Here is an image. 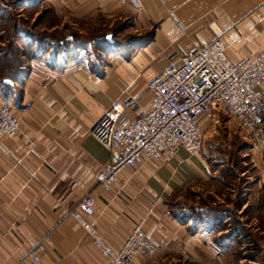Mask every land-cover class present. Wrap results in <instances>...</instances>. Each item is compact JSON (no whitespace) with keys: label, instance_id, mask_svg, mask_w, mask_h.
Wrapping results in <instances>:
<instances>
[{"label":"crops","instance_id":"0c3cea01","mask_svg":"<svg viewBox=\"0 0 264 264\" xmlns=\"http://www.w3.org/2000/svg\"><path fill=\"white\" fill-rule=\"evenodd\" d=\"M139 1V8L129 0L9 2L49 14L47 30L65 20L79 31L95 19L127 22L121 37H106L111 46L95 63L74 33L55 39L28 26L15 28L23 58L9 57L3 68L0 54V91L20 125L0 140V264H111L69 214L85 195L93 197L94 213L82 216L114 249L137 222L157 244L153 254L127 264H176L186 257L195 264L203 251H218L221 232L213 222L205 227L197 213L181 210L186 198L215 180L207 152L216 122L200 118V153L178 146L157 161L137 159L108 190L96 178L108 149L90 129L114 100L134 98L138 107L128 115L138 113L149 96L146 81L203 41L218 37L230 61L264 47V0ZM30 64H43L51 79L30 72ZM34 247L36 262L28 256Z\"/></svg>","mask_w":264,"mask_h":264},{"label":"built area","instance_id":"2783aa9c","mask_svg":"<svg viewBox=\"0 0 264 264\" xmlns=\"http://www.w3.org/2000/svg\"><path fill=\"white\" fill-rule=\"evenodd\" d=\"M129 1L133 7H140L139 0ZM29 69L45 81L52 77L43 64H30ZM82 70L89 72L87 66ZM263 82L264 47L230 61L223 43L215 37L169 60L162 72L146 81L149 96L138 113L128 115L138 107L134 98L114 100L92 124L90 131L108 149V161L96 175L98 184L108 190L119 173L134 167L137 159L157 161L178 146L189 153H200L204 147V131L199 125L202 116L217 122L218 113L224 112L241 128L257 134L264 122ZM19 128L10 102L0 96V140L14 136ZM93 213L94 199L90 195L69 210L108 262L127 264L136 256L153 254L156 243L141 222L114 249L82 216ZM37 249L28 252L34 262L38 260Z\"/></svg>","mask_w":264,"mask_h":264},{"label":"rangeland","instance_id":"374dc122","mask_svg":"<svg viewBox=\"0 0 264 264\" xmlns=\"http://www.w3.org/2000/svg\"><path fill=\"white\" fill-rule=\"evenodd\" d=\"M11 1L15 0H0V54L3 68L7 59L23 58L16 26H28V31L36 30L55 39H61L66 32L74 33L72 39L78 40L77 47H88L83 54L90 63H95L103 56L102 51L111 46L106 34L110 33L111 39L121 37L120 28L127 22L110 24L109 21L98 22L95 19L90 23L91 28L79 31L67 26L65 20L59 28L47 30L46 19H49V14L42 10L37 13L25 11V8L20 11L21 7L10 5ZM84 24L86 22L82 21L81 25ZM0 95L8 100L6 92ZM216 119L213 148L207 152L215 180L186 198L183 204L187 207L184 205L181 210L197 213L195 215L205 227L213 222L217 227L215 233L221 232L218 236L222 239H219L217 252L203 251L199 262L195 264H264V122L258 133L254 134L241 128L224 112H219ZM203 136L205 145V134ZM177 208H180L179 205ZM176 261V264H194L189 257L184 262L181 259Z\"/></svg>","mask_w":264,"mask_h":264},{"label":"water","instance_id":"95a60500","mask_svg":"<svg viewBox=\"0 0 264 264\" xmlns=\"http://www.w3.org/2000/svg\"><path fill=\"white\" fill-rule=\"evenodd\" d=\"M106 37H107L108 39H110V33H108V34L106 35ZM4 81H5V82H11V80L8 79V78H4Z\"/></svg>","mask_w":264,"mask_h":264},{"label":"trees","instance_id":"16d2710c","mask_svg":"<svg viewBox=\"0 0 264 264\" xmlns=\"http://www.w3.org/2000/svg\"><path fill=\"white\" fill-rule=\"evenodd\" d=\"M2 84H3V82H2ZM1 85V84H0ZM2 86H5V85H2ZM6 91L4 90V91H0V94H4ZM1 96V95H0Z\"/></svg>","mask_w":264,"mask_h":264}]
</instances>
